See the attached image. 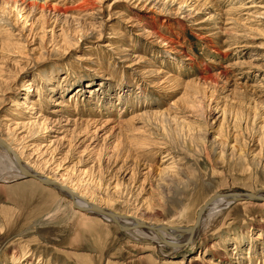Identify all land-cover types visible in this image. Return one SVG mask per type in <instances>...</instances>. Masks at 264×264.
Here are the masks:
<instances>
[{"label": "rangeland", "instance_id": "obj_1", "mask_svg": "<svg viewBox=\"0 0 264 264\" xmlns=\"http://www.w3.org/2000/svg\"><path fill=\"white\" fill-rule=\"evenodd\" d=\"M28 1L0 0V139L24 163L177 229L216 194L264 192V0ZM42 188L0 182V264H264V202L160 251Z\"/></svg>", "mask_w": 264, "mask_h": 264}, {"label": "bare ground", "instance_id": "obj_2", "mask_svg": "<svg viewBox=\"0 0 264 264\" xmlns=\"http://www.w3.org/2000/svg\"><path fill=\"white\" fill-rule=\"evenodd\" d=\"M25 1V0H24ZM28 1V0H27ZM33 1V0H32ZM35 1V0H34ZM37 1V0H36ZM83 1V0H82ZM87 1V3L91 2V0H85V2ZM29 3L31 1H28ZM34 3V2H33ZM28 4V3H27ZM32 4V3H30ZM47 4V2H46ZM45 4V5H46ZM36 5V3H35ZM43 6H45L44 4H42ZM52 5V4H51ZM41 6V4L39 5ZM47 6V5H46ZM91 5H89L90 7ZM84 7H87L86 5ZM83 7V8H84ZM56 10L58 9V7H54ZM44 9V7L42 8ZM52 9V7H51ZM54 9V10H55ZM60 9V8H59ZM81 8H79L80 10ZM89 9V8H88ZM88 9H84V10H88ZM68 10L70 9H67L66 11L68 12ZM83 10V9H82ZM65 11V12H66ZM72 11V10H70ZM67 14V13H66ZM99 75V74H97ZM22 106V105H21ZM4 141V140H3ZM6 142V141H4ZM6 144L8 146H10V144L8 142H6ZM3 149L5 151H0V159L1 161L4 162L5 164V168L6 167H11L13 169H15V174H13L11 177H8L7 179H2L3 175H0V182H6V183H10V182H13V181H17V180H25L27 178L26 176V171L23 169V167L12 157V155H10L7 150L3 147L0 146V149ZM10 148H12L10 146ZM12 150L16 153V155H18V157L22 160V156H20L13 148ZM3 164V163H2ZM25 164L28 166V168L31 170V171H34L36 172L33 167H31L27 162H25ZM4 168V169H5ZM2 170V169H1ZM38 173V172H36ZM40 175H42L41 173H38ZM44 176V175H42ZM5 177V176H4ZM3 177V178H4ZM26 177V178H25ZM46 177V176H44ZM50 180H54L56 181L55 179H53L52 177H46ZM30 181L34 184H41L39 183L37 180L35 179H32V178H29ZM57 182V181H56ZM42 185V184H41ZM63 186H66L68 187L72 192H75L73 189H71L68 185L66 184H61ZM43 188H46L45 190H48L50 189L49 187L47 186H44L42 185ZM42 188V189H43ZM58 192V191H56ZM59 193V192H58ZM61 196H63L64 198H67L70 200V203L67 204L66 206L67 207H70L72 210L74 209L76 212H79V213H82V214H85V215H89L91 217H89V219H98V220H104L106 222H110L113 224V222L107 218V217H104V216H101L99 214H97L94 210L90 209L89 207H87L84 203L80 202V201H72L70 198H68L67 195H65L64 193H59ZM260 196L264 198V192L260 193ZM82 198V197H81ZM83 199V198H82ZM236 198L234 197H226V198H222V199H218L216 201H214L212 204H210V206L206 209L204 215H203V219H202V222H201V225L199 227H197L196 229H192V227H188V228H179V229H173V227H169V226H166V225H154V224H148L142 220L139 219V221H141L142 223L146 224L147 226H153L155 228H158L160 226H166L168 229H156L154 231L152 230H149V229H144V228H140L138 226V222L135 220V219H138V218H135L133 217V219H130V220H127V219H119L120 221V226H118V228L120 229V227H122L124 229V234L126 236H128L129 238L135 240V242L137 243L138 241H148L150 242V244L156 246L155 248L156 249H159L160 251H162V245L167 242L168 245H172L170 243H172L171 241L173 242H181L182 244L184 243V241H190L192 240L191 243H188L187 246L191 247V246H194L196 245L199 237L202 235L203 232L207 231L210 223L215 219V217L222 211L224 210L225 208H228L230 207L232 204L234 203H239V202H236L235 201ZM261 202H264L262 200H259ZM66 208V207H65ZM106 210V209H105ZM108 212H110L109 210H107ZM115 215H118L114 212H111ZM120 216V215H118ZM87 217V216H86ZM122 217V216H120ZM127 217H132V216H127ZM91 221V220H90ZM121 230V229H120ZM176 230H181V231H176ZM186 231V232H183V231ZM128 238V239H129ZM188 239V240H187ZM194 239V240H193ZM170 240V241H169ZM183 241V242H182ZM139 243V242H138ZM186 243V242H185ZM148 245V244H147ZM152 246V247H154ZM173 246V245H172ZM181 246V247H179ZM179 246L178 247H173L174 249H177L179 250L180 248H184L183 245H180L179 243ZM185 246V247H187ZM165 264H184V262H180V260H167L165 262Z\"/></svg>", "mask_w": 264, "mask_h": 264}, {"label": "water", "instance_id": "obj_3", "mask_svg": "<svg viewBox=\"0 0 264 264\" xmlns=\"http://www.w3.org/2000/svg\"><path fill=\"white\" fill-rule=\"evenodd\" d=\"M0 146L5 148L7 150V152L10 155H12V157L23 167V169L26 171L27 178L35 179L39 183H41L42 185L47 186L52 190L58 191L59 193H64L72 201H80V202L84 203L87 207L94 210L97 214L109 218L113 223L117 224L118 226H120V221H119L120 218L121 219H127V220L133 219L132 217H127V216L120 217V216L115 215L111 212H108L104 208L99 207L98 205L92 204L85 199H82L78 194H76L75 192H72L68 187L63 186L54 180H50V179H48V178H46V177H44V176H42V175H40L34 171H31L28 168V166L23 162V160H21L18 157V155H16V153L12 150V148H10V146H8L6 144V142H4L2 139H0ZM226 197H234V198H236L235 199L236 202L259 201V200L264 201V198L261 197L258 192H255V193H219V194H216V195L212 196L207 202H205V204L200 208V210L197 213L196 221H195V224L192 227V229H196L197 227H199L201 225L203 215H204L206 209L210 206V204H212L214 201H216L218 199H222V198H226ZM135 220L138 222V226L140 228L149 229L152 231L158 229V228H155L153 226H147L146 224L142 223L138 219H135ZM120 229L122 232H124V229L122 227H120ZM159 229H168V228L166 226H160ZM173 229H177V228H173ZM176 231H181V230H176ZM183 232H186V231L184 230Z\"/></svg>", "mask_w": 264, "mask_h": 264}]
</instances>
